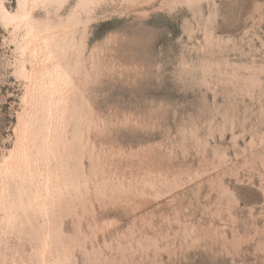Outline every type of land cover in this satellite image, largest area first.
<instances>
[{
  "label": "rangeland",
  "instance_id": "1",
  "mask_svg": "<svg viewBox=\"0 0 264 264\" xmlns=\"http://www.w3.org/2000/svg\"><path fill=\"white\" fill-rule=\"evenodd\" d=\"M18 1L0 0V164L23 143L40 160L34 184L0 172V264H264V0L35 5L69 75L51 93ZM35 184L40 203L17 191Z\"/></svg>",
  "mask_w": 264,
  "mask_h": 264
},
{
  "label": "bare ground",
  "instance_id": "2",
  "mask_svg": "<svg viewBox=\"0 0 264 264\" xmlns=\"http://www.w3.org/2000/svg\"><path fill=\"white\" fill-rule=\"evenodd\" d=\"M53 1H59V0H19V5H20V14L17 15L16 19L18 20V23L19 24H23L24 27L27 29L28 33L31 35V34H35V30H38L42 27L44 28H50L49 26H45L47 24H49L47 22V24L43 23L44 21L41 22H37L36 19H34L32 17V9H33V6L35 7V5H43V4H50L51 2ZM46 22V21H45ZM56 24V23H55ZM39 30V31H40ZM44 30H47V29H44ZM38 31V33H39ZM42 32V31H41ZM38 35V34H37ZM56 44V43H55ZM25 51H28V56L30 55H33V56H37L39 55L40 56V59L39 61H37L38 63L42 62V61H46L48 60L51 65L49 67H46V70H45V74L47 75V79L44 80L43 82V86L46 87L45 90H47L48 92H52V89L54 88V80L53 78L51 77L50 78V75L52 74L51 72L53 71H56L57 68H60V70L64 71L65 74L68 75L67 71L65 69H63V67L61 68L60 66V63L58 62V59L56 57V53L54 55L53 53V46H51V48L49 47V45L47 44V42L44 40V39H40L38 37H36V34L34 37L28 39L27 41V45L25 46ZM27 58V57H26ZM35 58V57H33ZM68 62V61H67ZM66 63V62H65ZM40 65V64H38ZM66 66V65H65ZM71 67V65H70ZM57 72V71H56ZM36 73V72H35ZM28 74V78H29V81H31L33 78H35V74H34V68L33 69H30V71L27 73ZM54 75V74H53ZM35 76V77H34ZM52 76V75H51ZM55 77V75H54ZM69 78V77H68ZM65 86V85H64ZM59 88V87H58ZM57 88V90H58ZM62 90V89H61ZM20 132V131H19ZM60 135V134H59ZM59 139V138H58ZM45 140H47L45 138ZM47 141H50V140H47ZM46 144V142H44ZM50 143V142H49ZM17 146V145H15ZM27 145H25V143H23L22 145V148H21V151H20V154H16V149H11V151H9V156L5 159L4 163L0 166V172L3 173V178H8V177H12L14 175V173H16L15 171V168L18 161L20 160L21 163L23 164V167L25 169V171L27 172L28 176H30L28 178V181L27 179H24V183L26 182H29V183H32L34 184V179H32V169H33V166L40 160V156L37 155L35 156V158L32 160L30 158V155L28 153L29 151V147L27 148L26 147ZM42 147V146H41ZM40 147V148H41ZM16 148V147H15ZM18 148V146H17ZM44 149V148H43ZM58 149V148H57ZM60 149V148H59ZM19 150V149H18ZM48 150L49 153L51 152L52 155H50L49 157L47 156L45 158V161L44 162V166H45V169H46V179L47 181L49 182H52L55 186V154H54V151L55 150L54 148H52V146L50 147V145L48 144ZM59 151V150H58ZM37 152V151H36ZM36 154V153H35ZM59 154V153H57ZM34 156V155H33ZM42 159V158H41ZM51 161H54V167L52 168V166L50 165ZM38 164V163H37ZM38 166V165H37ZM22 168V167H21ZM59 168V167H58ZM61 168V167H60ZM23 169V171H24ZM37 170V168H36ZM24 174V173H23ZM19 176V175H18ZM1 179V178H0ZM5 181V180H4ZM36 181V180H35ZM3 182V181H2ZM1 182V183H2ZM9 182V181H8ZM37 183H39V181L37 180L36 181ZM51 184V183H50ZM52 184V185H53ZM26 185V184H25ZM5 186V185H4ZM19 186V185H18ZM17 187V186H16ZM32 187V186H31ZM30 187V190L28 191L26 187L22 186V188H19L17 191L18 193H20V195H24L29 199L27 201H30V200H33V201H36L38 202L39 199H40V194H38V189H39V186L37 184L34 185V189L32 190ZM41 187V186H40ZM18 188V187H17ZM16 189V188H15ZM9 190V189H8ZM13 191V190H12ZM45 192V191H44ZM9 193V192H8ZM42 193V191H41ZM49 193V192H48ZM18 195V196H20ZM53 195V194H52ZM31 197L33 199H31ZM55 197V196H54ZM12 198V197H11ZM43 198V197H41ZM49 198V197H48ZM53 198V197H52ZM23 199V198H22ZM26 200V198H25ZM53 200V199H51ZM17 201V200H16ZM20 202V201H19ZM32 202V201H31ZM30 203V202H29ZM34 203V202H33ZM40 203V202H38ZM41 203L43 204L44 201L41 200ZM48 203V201H47ZM40 206V205H39ZM47 210V209H46ZM50 212V211H49Z\"/></svg>",
  "mask_w": 264,
  "mask_h": 264
},
{
  "label": "snow or ice",
  "instance_id": "3",
  "mask_svg": "<svg viewBox=\"0 0 264 264\" xmlns=\"http://www.w3.org/2000/svg\"><path fill=\"white\" fill-rule=\"evenodd\" d=\"M261 190L264 191V184L261 185Z\"/></svg>",
  "mask_w": 264,
  "mask_h": 264
}]
</instances>
